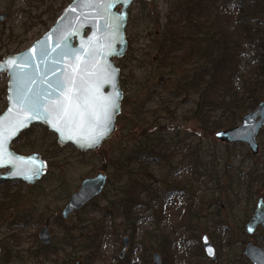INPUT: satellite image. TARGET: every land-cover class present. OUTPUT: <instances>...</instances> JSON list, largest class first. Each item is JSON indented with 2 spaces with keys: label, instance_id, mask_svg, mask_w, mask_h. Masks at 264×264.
Segmentation results:
<instances>
[{
  "label": "rangeland",
  "instance_id": "rangeland-1",
  "mask_svg": "<svg viewBox=\"0 0 264 264\" xmlns=\"http://www.w3.org/2000/svg\"><path fill=\"white\" fill-rule=\"evenodd\" d=\"M71 1L0 0V15H8L0 22V58L31 47L53 26ZM180 2L181 0H153L145 2L146 6L136 1L130 6L127 27L129 50L126 57L115 60L122 72V87L126 89V96L122 113L117 119L118 130L99 151L81 152L72 145L61 147L57 143L56 134L42 125H34L27 134L18 138L19 141L14 142L13 147L19 148L22 153L43 155L49 161L50 168L44 180L34 187L27 186L24 182L0 183V186L5 184L0 189V264H76L78 261L80 264H153V255L156 251L160 252L161 247L150 240L145 242L147 253L140 249V244L133 246L131 234L135 226V242H140L145 231L160 235L162 230H171L178 242L174 264H213L203 254L204 235L209 237L217 249L216 264H246L242 259L245 245L252 240L255 244L264 246V230H259L253 236L245 232L249 221L246 214L253 213L247 197L232 195L235 202L232 206L228 203L226 194L218 191L216 184L208 177L212 174L219 177L221 173L235 169L241 162H245V169L252 167L258 172H264V131L258 137V154H253L246 145L234 144L237 147H233L232 144L221 141L217 135L210 137L202 131L197 118H187L189 112L197 107L199 94L176 98L171 94L187 70L200 72L207 67V62L189 63L173 69L174 71L171 67H161V61L165 57L158 53L161 41L158 31L167 27L168 16L172 15L175 5ZM261 21L264 22V18ZM89 32L86 31V34ZM251 61L249 59L247 64ZM246 67V72H250L252 66ZM8 79L6 73L0 74V115L7 108ZM175 110L177 120L173 121L169 113ZM137 112H141V117L138 118ZM219 117L221 112L216 111L212 119L217 120ZM241 121L242 119L238 125ZM155 137L167 144L171 141L183 142L194 154L192 158L185 155L174 157V162L170 161L171 166L161 165L158 161L148 163L146 172L137 174L140 179L139 187L143 189L138 190L144 195L140 196L142 203L135 207L133 217L128 222L123 203L117 198V213L112 199L118 194L117 191L121 194L129 182L127 163L130 154L145 147L146 142ZM31 144L38 149L33 151L25 148ZM121 159L125 160L124 165H120ZM184 163L187 166L184 171L174 176L171 170ZM192 168L196 171L200 168L202 171L192 173L189 171ZM99 173L108 176L104 191L107 196L98 197L69 218H64L61 212L68 196L78 189L84 178L94 177ZM64 179L67 182L60 186ZM174 181L181 182L186 188L184 197L182 200L171 198L164 207L160 206L156 196H166L172 191ZM128 190H131L129 195L134 194L132 188ZM140 191L135 192V196ZM259 195H264V188L259 189ZM16 200L15 205L12 201ZM257 200L258 197L255 206ZM3 205L5 208H2ZM188 208L195 217L189 218L186 215ZM113 211L116 212L115 221L112 217L104 218L103 214ZM28 216L41 220L37 224L31 221L27 225L18 223L20 218ZM92 220L109 229L101 235L103 243L98 246L95 261L88 262L86 258L91 256V251L82 248L78 240H73L71 246L67 245L63 227L76 224L84 227ZM16 221L14 226L10 225ZM44 225L50 227L54 235L51 247L59 255L42 254L39 246L41 243L37 242ZM125 237L130 238V244L125 255L120 258ZM228 240L231 242L227 243ZM162 257L165 264L164 254Z\"/></svg>",
  "mask_w": 264,
  "mask_h": 264
},
{
  "label": "water",
  "instance_id": "water-1",
  "mask_svg": "<svg viewBox=\"0 0 264 264\" xmlns=\"http://www.w3.org/2000/svg\"><path fill=\"white\" fill-rule=\"evenodd\" d=\"M136 1L72 0L31 47L0 60V74L9 77L7 108L0 115V181L35 186L47 175L48 160L41 154L13 148L33 125L56 134L59 146L72 145L81 152L99 151L115 136L124 98L122 72L115 60L126 57L129 50V8ZM7 16L0 15V22ZM263 129L264 100L243 116L240 125L217 137L228 144L246 145L258 154ZM107 184L104 173L85 178L68 199L64 218L99 197ZM260 229H264V197L258 199L245 232L253 236ZM39 240L43 245L52 243L48 226L41 229ZM129 244L130 238L125 237L121 258ZM202 246L207 258L217 263V250L207 235ZM244 256L251 264H264V246L251 240L244 247ZM153 264H163L159 252L154 253Z\"/></svg>",
  "mask_w": 264,
  "mask_h": 264
},
{
  "label": "trees",
  "instance_id": "trees-1",
  "mask_svg": "<svg viewBox=\"0 0 264 264\" xmlns=\"http://www.w3.org/2000/svg\"><path fill=\"white\" fill-rule=\"evenodd\" d=\"M263 1L181 0L179 4L175 5L172 15L168 16L167 27L158 31V38L161 40L158 45V53L160 56L165 57V60L161 61L163 69L171 67L174 71L173 69L189 63L203 64L204 61L207 62V67L202 68L200 72L187 70L178 80L179 85L171 94L173 98L199 94L197 107L189 112L187 118H197L202 125V131H205L210 137L237 126L244 114L255 109L264 100V22L261 21L264 18ZM139 2L143 5L147 4L144 1L139 0ZM249 59L252 61L247 64ZM168 62L172 63L167 64ZM246 66H249V68L252 66L249 69L250 72H246ZM141 86H144V84H141ZM216 111L221 112V117L213 120V113ZM176 112L177 110L169 113L172 115L173 118H170L173 121L177 120ZM137 116L138 118L141 117V112H137ZM27 133L28 130L22 135ZM232 146L237 147L234 144ZM25 148L33 151L38 149L36 145L32 144L31 146H25ZM14 149L21 152L17 147ZM193 154V150L188 149L183 142L171 141L167 144L159 137H155L151 141L148 140L145 147L134 150L130 154L127 163L128 173L130 174L129 182L126 183L125 190L121 194H119L120 191H117L118 194L114 195L115 197L112 199L114 206L118 200L123 203L124 215L127 216L128 222H130L135 207L142 203L140 196L144 195L140 191L142 188L139 187L140 179L137 178V174L141 171L146 172L149 167L148 163L158 161L161 165L171 166L174 157L185 155V157L192 158ZM124 161V159H121L120 165H124ZM178 166L177 169L171 170L174 176L182 173L186 164H179ZM195 168L189 171L192 173L198 170L202 171L200 168L196 171ZM245 168V162H241L235 169L227 170L221 173L219 177L214 174L208 177H211L210 180L216 184L218 191L226 194L229 204L232 206L235 204L232 195H237V197L242 195L247 197V203L252 206V212H254L255 201L257 197L259 199L261 196L259 195V189L264 188V172H258L257 169L252 167ZM66 182L64 179L60 186ZM174 184L172 191L168 192L166 196L163 198L156 196L155 199L160 206H163L171 198L177 197L182 200L184 197L186 188L179 181H174ZM2 187H5V184H2L0 189ZM129 188H132L134 194L129 195L131 192V190H128ZM139 188L140 190H138ZM138 191L140 192L135 196V192ZM143 193L146 192L143 191ZM101 196L105 198L107 195L105 196L103 193ZM17 201L12 202L16 205ZM114 209L118 213L116 206ZM115 211L103 214L104 218L112 217L115 221ZM251 214H246V219H250ZM186 215L189 218L195 217L189 208ZM40 220L28 216L27 218H20L18 223L27 225L28 221H31V223L37 224ZM15 223L17 221L11 222L10 225L14 226ZM136 227H133L131 234L133 246L140 244V249L147 253L148 249L145 242L150 240L151 243H157V246L161 247V251L158 252L161 255L164 254V263L174 264L175 260L173 258H175L178 242L176 235L171 230H162L160 235L152 231H145L139 240L140 242H135ZM63 228L67 235L65 243L71 246L73 240H78L82 248L92 253L91 256L86 258V261L94 262V258L98 253V246L103 243V240H100V238L102 239L101 235L106 233L109 227L104 226V224L100 226L97 221L92 220L84 227L76 224L72 227ZM230 242L231 240H228L227 243ZM163 243L165 245H161ZM39 246L45 256L53 253L59 255L51 245L43 246L40 244ZM242 259L245 260L246 264H250L244 255H242Z\"/></svg>",
  "mask_w": 264,
  "mask_h": 264
},
{
  "label": "flooded vegetation",
  "instance_id": "flooded-vegetation-1",
  "mask_svg": "<svg viewBox=\"0 0 264 264\" xmlns=\"http://www.w3.org/2000/svg\"><path fill=\"white\" fill-rule=\"evenodd\" d=\"M122 89H123V91H124V98H123V101H124V100H125V96H126V89L123 88V87H122ZM122 104H123V102H122ZM263 130H264V129H263ZM263 130H262V132H263ZM262 132H261V133H262ZM260 135H261V134H260ZM260 135H259V136H260ZM259 136H258V137H259ZM259 149H260V148H259ZM86 178H88V177H86ZM84 179H85V178H84ZM84 179H83V180H84ZM43 180H44V179H43ZM43 180H41V181H43ZM83 180H82V181H83ZM41 181H39V182L37 183V185H38ZM1 182H3V181H0V183H1ZM13 182H22V181H13ZM80 185H81V184H80ZM80 185H79V187H80ZM27 186H29V185H27ZM35 186H36V185H35ZM32 187H34V186H32ZM79 187H78V189H79ZM78 189H77V190H78ZM77 190H76V191H77ZM76 191H74V192H76ZM74 192H73V193H74ZM73 193H71V194L68 196V198H67V200H66V203H65L63 209L66 207V204H67V202H68V199L70 198V196H71ZM101 195H102V194H101ZM101 195H100V196H101ZM100 196H99V197H100ZM97 198H98V197H97ZM97 198H95V199H97ZM95 199H94V200H95ZM94 200H92V201H94ZM92 201H91V202H92ZM89 203H90V202H89ZM89 203H88V204H89ZM88 204H87V205H88ZM63 209H62V212H63ZM82 209H83V208H82ZM62 212H61V213H62ZM76 212H78V211H76ZM44 226H48V225H44ZM44 226H43V227H44ZM43 227H42V228H43ZM48 227H49V226H48ZM49 229H50V227H49ZM50 231H51V230H50ZM52 235H53V234H52ZM53 241H54V235H53ZM53 241H52V243H53ZM37 243H41L40 240H39V235H38V242H37ZM52 243H50L49 245H43L42 243H41V244H42L43 246H50ZM202 248H203V246H202ZM215 248H216V247H215ZM216 250H217V249H216ZM122 251H123V250H122ZM203 251H204V249H203ZM121 254H122V252H121ZM121 254H120V255H121ZM203 254L206 256L205 251L203 252ZM124 255H125V254H124ZM120 258H121V257H120ZM206 258H207V256H206ZM207 259L210 260L213 264H216V263H214L211 259H209V258H207ZM80 263H81L80 261L76 262V264H80Z\"/></svg>",
  "mask_w": 264,
  "mask_h": 264
}]
</instances>
